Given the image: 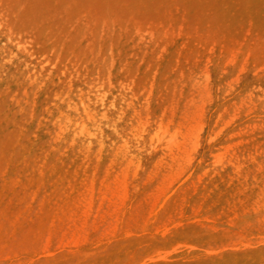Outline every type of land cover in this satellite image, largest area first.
<instances>
[{
	"label": "rangeland",
	"instance_id": "374dc122",
	"mask_svg": "<svg viewBox=\"0 0 264 264\" xmlns=\"http://www.w3.org/2000/svg\"><path fill=\"white\" fill-rule=\"evenodd\" d=\"M28 1L22 0L18 9ZM38 1L52 17L64 18L66 25L60 30L68 34L79 29L77 44L84 48L93 46L98 51L103 40H109L111 48L112 41L116 43L129 30L128 44L138 54V63L145 62L154 48L163 53L159 42L179 52L193 47L202 53L198 57L185 54V60L173 63L166 74L154 67L148 72L128 65L117 72L111 67L69 70L63 92L70 104L63 103L61 108L78 111L76 107H82L92 91L100 93V111L113 102L108 112L116 115L119 129L137 126L141 130L132 127L127 133L142 131L140 143L131 147L120 141L108 123L96 141L87 123L76 120V128L81 123L85 136L67 142L64 154L73 148L84 154L89 146L92 151L100 148V170L74 169L77 158L72 155L69 172L58 169L46 180L39 176L34 186L38 188L41 180L49 193L27 217L21 240L37 254L63 250L66 261H71L78 251H89L97 237L107 234L97 236L95 231L114 226L123 206H129L134 218H142L166 201L168 210L156 216L161 223L182 219L196 227L194 235L201 245L212 247L214 242L223 254L235 257L232 264H264V0ZM3 16L0 48L11 65L10 58L22 61L23 52L8 37L6 13ZM215 52L223 55L220 62H213ZM57 60L58 56L52 62ZM146 64L150 67L152 62L147 59ZM11 66L0 77L6 76L0 84V100L7 103L9 95L23 96L29 84L24 67ZM145 72L147 78H143ZM136 75L138 84L132 79ZM80 92L84 101L79 99ZM60 137H55L57 144ZM118 144L132 158L114 156L113 145ZM223 146L241 157L242 175L236 178L234 169L230 175L216 169L218 183H209L213 157ZM175 157L181 163L173 162ZM27 174L37 177L33 170ZM202 182L208 184L205 189ZM52 196L57 198L53 203ZM180 211H184L181 218ZM12 238L11 229L0 225V256L8 253Z\"/></svg>",
	"mask_w": 264,
	"mask_h": 264
},
{
	"label": "bare ground",
	"instance_id": "6f19581e",
	"mask_svg": "<svg viewBox=\"0 0 264 264\" xmlns=\"http://www.w3.org/2000/svg\"><path fill=\"white\" fill-rule=\"evenodd\" d=\"M21 2L22 0H0V18L6 13L8 37L23 52L22 61L17 59L19 62H16L13 57L10 58V61L13 60L11 65L24 67V76L27 74L29 80L28 90L26 89L23 96L9 95L8 97L6 95L9 103L3 99L0 100V225L10 228L13 236L7 247L8 253L0 256V264H232L235 257L223 254L224 252L217 248L214 242L210 244L212 247L206 248L201 245L194 235L196 227L188 226L182 219H168L164 223L158 221L156 216L160 211L168 210L166 201L160 202L151 213H143L142 218H134L133 211L128 209L129 206L128 208L126 205L123 206L118 212L116 224L110 226L116 229L103 227L95 231L97 236L99 232L107 234L97 237L98 240L92 243L89 251H78L71 261H66L67 256L63 250L37 254L21 240L27 225V217L35 211L36 203H39L40 199L49 193L44 186L41 187V180H39L38 188L34 186L39 176H43L46 180L58 169H65L69 172L73 166L71 163L73 157L70 158L72 155L77 158L74 169L81 167L85 172L100 170L98 164L102 157L97 154L100 148L94 152L89 146L86 154L73 148L72 153L64 154L67 142L70 144L71 139L85 136V129L81 127V123L76 128V120L79 122L84 120L87 123L96 141L101 140L102 128L108 123L114 135L120 137V141L131 147H138L140 143L138 133L142 131L135 133L136 135L127 133L132 132L133 128L141 130L137 126L119 129L116 115L108 112L113 102L105 106L106 110L100 111V107L97 106L103 100L100 93L95 94V91H92V96L87 97L83 106L76 107L78 111L61 108L63 103L70 104L69 98L63 92L69 70L72 67L77 70L89 67L98 69L111 67L117 72L128 65L148 72L154 67L166 74L173 63L179 64L185 60V54L198 57L202 53L196 52L197 49L193 47L182 49V52H179L167 42H159L164 52L160 54L158 48L150 51L151 54H148L147 59L152 64H149V67L146 64L147 59L146 63H138V54L131 52L127 40L131 34L129 30L123 31L120 40L116 43L112 41L111 48L107 44L109 40L100 42L98 51L93 46L84 48V45L77 44L78 28L66 34L64 30H60L66 25L64 18L52 17V12L45 11L43 4L38 0H29L27 6L19 10ZM133 26L134 30L136 25ZM120 28L122 30L121 26ZM93 35L91 39L94 38L95 35ZM212 55L213 62H220L223 59L221 53L215 52ZM57 56V62L53 63L52 60ZM110 58L114 59L113 63ZM11 65L9 57L4 55L0 48V77L1 72L12 69ZM145 73L143 78L149 76L147 72ZM11 77L14 81V76ZM91 78L93 79L94 76ZM5 79L6 76L0 80L1 85ZM132 79H134V84H138L137 75ZM158 81L157 78L155 84ZM121 83L124 84V81ZM23 87L24 85L21 88ZM51 93H55V96H50ZM78 96L79 99L83 97L82 92ZM113 98L116 99L115 96ZM81 101L84 99L81 98ZM24 102L27 103L23 104ZM173 129L180 133L179 127L173 126ZM174 131H170V135H173ZM57 134L62 136L59 144L56 143ZM122 146L113 145V155L132 158L128 156L129 150ZM173 162L181 163L176 157L173 158ZM243 166L241 157L223 146L213 157L210 172L207 174L209 183L214 181L218 183L214 175L216 169H223L228 175L235 170L234 177L239 178L242 175L239 168L241 167V170ZM32 170L37 175L35 180L27 174ZM207 186V183H201L202 189ZM62 193L67 194L65 191ZM50 199L53 203L57 198L52 196ZM47 206L49 210L52 208L50 204ZM135 214L138 216L139 212ZM179 215L181 218L184 211H180ZM14 238L16 240L13 242ZM82 243L80 242V245ZM21 261L23 262L20 263Z\"/></svg>",
	"mask_w": 264,
	"mask_h": 264
}]
</instances>
